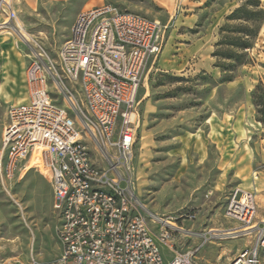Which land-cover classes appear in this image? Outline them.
<instances>
[{"label":"rangeland","instance_id":"rangeland-1","mask_svg":"<svg viewBox=\"0 0 264 264\" xmlns=\"http://www.w3.org/2000/svg\"><path fill=\"white\" fill-rule=\"evenodd\" d=\"M247 1L9 0L7 7L0 6V137L8 108L24 102L25 70L33 55L39 52L56 65L77 14L111 4L165 26L164 44L140 90L131 164L135 193L152 214L178 218L190 213L195 219L181 225L206 232L228 228L224 213L231 194L255 192L259 179L255 194L264 217V115L254 105L261 96L257 88L264 90V21L243 51L245 64L226 59L235 52L230 45L216 47L222 37L232 42L238 27L246 26L226 18ZM259 1L264 9V0ZM225 24L229 28L221 34ZM164 75L176 80L155 86ZM54 99L65 106L62 98ZM77 100L81 131L85 111ZM84 145L95 160L93 144L85 138ZM50 182L36 152L13 180L0 181V264L55 263L59 221ZM248 241L212 240L198 251V263L226 264Z\"/></svg>","mask_w":264,"mask_h":264},{"label":"built area","instance_id":"built-area-1","mask_svg":"<svg viewBox=\"0 0 264 264\" xmlns=\"http://www.w3.org/2000/svg\"><path fill=\"white\" fill-rule=\"evenodd\" d=\"M164 40L160 21L102 3L77 14L56 65L39 52L30 59L26 99L8 108L0 137V181L13 180L41 148V162L52 170V209L59 221L54 264H199L198 251L215 239L249 240L226 264H264V217L254 191L231 194L224 213L228 228L196 232L181 225L195 216L158 217L133 190L140 90ZM78 98L85 111L81 131Z\"/></svg>","mask_w":264,"mask_h":264},{"label":"trees","instance_id":"trees-1","mask_svg":"<svg viewBox=\"0 0 264 264\" xmlns=\"http://www.w3.org/2000/svg\"><path fill=\"white\" fill-rule=\"evenodd\" d=\"M226 20L229 21H242L246 26L240 25L238 27V36L232 40V42H226V38L222 37L220 42L216 44V47L219 48L223 45H230L235 52H229V56L226 59L233 60L234 64L243 65L246 63V54L243 51L250 48V38L256 37L262 22L264 21V9L260 7L259 0H249L242 7L233 11ZM255 25H254V24ZM247 24H252V27H248ZM229 28L228 24H225L221 29L220 33H224ZM219 55V54H216ZM162 79L158 80L155 83V86H160L166 80L172 82L176 78L170 76H161ZM230 78H225L224 80L228 81ZM261 92V96L257 98V101L254 102L256 108L262 107L259 113L264 115V90L257 88V91ZM262 100V102H261ZM261 102V103H260ZM264 121V118L262 119Z\"/></svg>","mask_w":264,"mask_h":264},{"label":"bare ground","instance_id":"bare-ground-1","mask_svg":"<svg viewBox=\"0 0 264 264\" xmlns=\"http://www.w3.org/2000/svg\"><path fill=\"white\" fill-rule=\"evenodd\" d=\"M8 1H9V0H4V2H5L6 4H9ZM0 29H1V27H0ZM22 36H23V35H22ZM34 152H36V153L38 154V158H39V161H40L42 167H43L44 169H46V170L49 171L50 176H51V179H52V170H51L50 168H48V167H45V166L42 164V162H41V148H40V147H35L31 154H33ZM253 183H254V182H253ZM260 184H261V181H260L259 179H255V186H253V189L255 190L256 193H258V191H259L258 186H259ZM243 191H246V190H243Z\"/></svg>","mask_w":264,"mask_h":264},{"label":"crops","instance_id":"crops-1","mask_svg":"<svg viewBox=\"0 0 264 264\" xmlns=\"http://www.w3.org/2000/svg\"><path fill=\"white\" fill-rule=\"evenodd\" d=\"M26 89V88H25ZM25 99H26V92H25ZM25 99H24V101H25ZM23 103V102H22ZM19 104V103H18ZM58 244V243H57ZM59 252H60V248H59V245H58V255H59ZM162 253H163V255L166 257V258H169V253H168V251L166 250V249H163L162 250ZM58 257V256H57Z\"/></svg>","mask_w":264,"mask_h":264}]
</instances>
